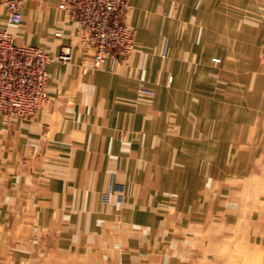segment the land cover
<instances>
[{
    "label": "crops",
    "instance_id": "obj_1",
    "mask_svg": "<svg viewBox=\"0 0 264 264\" xmlns=\"http://www.w3.org/2000/svg\"><path fill=\"white\" fill-rule=\"evenodd\" d=\"M62 1L26 0L17 27L0 7L50 56L43 107L0 115V264H264V111L238 125L236 96H193L220 87L219 50L147 27L220 0H128L135 49L100 70Z\"/></svg>",
    "mask_w": 264,
    "mask_h": 264
},
{
    "label": "built area",
    "instance_id": "obj_2",
    "mask_svg": "<svg viewBox=\"0 0 264 264\" xmlns=\"http://www.w3.org/2000/svg\"><path fill=\"white\" fill-rule=\"evenodd\" d=\"M26 0H0L9 23H22L21 7ZM59 9L77 25V36L85 52L94 53V70L106 65L114 52L127 60L135 49V31L127 23L128 0H63ZM57 37L61 33H56ZM70 60L67 49L60 55ZM50 56L38 46L18 45L8 30H0V115L7 120L33 117L48 100L47 65ZM86 66L84 67V70ZM139 94L153 97L154 92L140 89ZM120 194L123 189H118Z\"/></svg>",
    "mask_w": 264,
    "mask_h": 264
},
{
    "label": "rangeland",
    "instance_id": "obj_3",
    "mask_svg": "<svg viewBox=\"0 0 264 264\" xmlns=\"http://www.w3.org/2000/svg\"><path fill=\"white\" fill-rule=\"evenodd\" d=\"M220 2L219 10L206 9L204 16L177 10L175 3L167 12L174 16L173 10H176L178 17L183 20L188 18L194 20L193 24H167L154 16L147 27L157 35H165L172 29L176 37L189 40V45L203 44L202 49L205 52L219 50L222 58H213L212 61L217 65L222 64L220 72L216 74L220 87L216 93L208 88L192 89L193 96L198 94L202 97L215 96V99L219 98L221 103L212 108L223 111L225 107L223 102H226L223 98L230 93L238 99L236 112L238 125L245 122L244 118L247 116L250 119L246 123L251 124V112L254 117L260 109L264 111V0H220ZM213 12L219 14V20L212 19ZM229 82L236 83V91H229L226 87V83L228 85ZM239 156L241 155L238 154Z\"/></svg>",
    "mask_w": 264,
    "mask_h": 264
}]
</instances>
